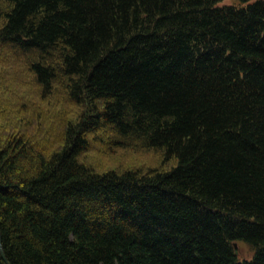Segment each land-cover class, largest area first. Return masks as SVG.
<instances>
[{"label":"trees","instance_id":"trees-1","mask_svg":"<svg viewBox=\"0 0 264 264\" xmlns=\"http://www.w3.org/2000/svg\"><path fill=\"white\" fill-rule=\"evenodd\" d=\"M0 264H264V0H0Z\"/></svg>","mask_w":264,"mask_h":264},{"label":"rangeland","instance_id":"rangeland-1","mask_svg":"<svg viewBox=\"0 0 264 264\" xmlns=\"http://www.w3.org/2000/svg\"><path fill=\"white\" fill-rule=\"evenodd\" d=\"M224 1H225V3H229V2L236 3V0H224ZM113 158H115L114 155L111 156V159H113ZM149 158L150 157L148 155H146V154L142 155V159L148 160ZM237 245H238L237 246L238 255H239L240 258H248V257L251 256L252 251H251L250 247L246 243L240 241Z\"/></svg>","mask_w":264,"mask_h":264},{"label":"water","instance_id":"water-1","mask_svg":"<svg viewBox=\"0 0 264 264\" xmlns=\"http://www.w3.org/2000/svg\"><path fill=\"white\" fill-rule=\"evenodd\" d=\"M234 246L236 247V244L234 243Z\"/></svg>","mask_w":264,"mask_h":264},{"label":"bare ground","instance_id":"bare-ground-1","mask_svg":"<svg viewBox=\"0 0 264 264\" xmlns=\"http://www.w3.org/2000/svg\"><path fill=\"white\" fill-rule=\"evenodd\" d=\"M15 108V107H14ZM17 114V113H16ZM29 114V113H28ZM21 115V114H20ZM237 250V249H236Z\"/></svg>","mask_w":264,"mask_h":264}]
</instances>
